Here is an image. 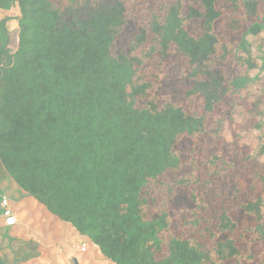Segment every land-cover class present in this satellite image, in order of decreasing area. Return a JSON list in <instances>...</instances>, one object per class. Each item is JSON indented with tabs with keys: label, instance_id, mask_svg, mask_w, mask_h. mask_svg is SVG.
Returning a JSON list of instances; mask_svg holds the SVG:
<instances>
[{
	"label": "trees",
	"instance_id": "16d2710c",
	"mask_svg": "<svg viewBox=\"0 0 264 264\" xmlns=\"http://www.w3.org/2000/svg\"><path fill=\"white\" fill-rule=\"evenodd\" d=\"M0 14V264H264V0Z\"/></svg>",
	"mask_w": 264,
	"mask_h": 264
},
{
	"label": "crops",
	"instance_id": "0c3cea01",
	"mask_svg": "<svg viewBox=\"0 0 264 264\" xmlns=\"http://www.w3.org/2000/svg\"><path fill=\"white\" fill-rule=\"evenodd\" d=\"M19 224H22L21 221L19 222ZM0 225H1V221H0ZM25 230H27V227L25 226ZM32 235V234H31ZM38 241L40 242V244L45 247V250L43 251L44 254L42 255V257H51L53 255H56V254H61L62 257H63V260L65 259L66 262L67 261H71L73 263L76 264V261H77V258L75 257V251H74V248H67V249H64V248H61L59 246H57L54 242L50 241V244L49 243H46L45 240H42L41 238H38ZM49 242V241H48ZM47 245H49L50 247H54L53 250H46V247H48ZM47 253V254H46ZM51 255V256H50Z\"/></svg>",
	"mask_w": 264,
	"mask_h": 264
},
{
	"label": "built area",
	"instance_id": "2783aa9c",
	"mask_svg": "<svg viewBox=\"0 0 264 264\" xmlns=\"http://www.w3.org/2000/svg\"><path fill=\"white\" fill-rule=\"evenodd\" d=\"M0 208L4 210L5 221L8 224L18 223L17 219L15 218V216L13 215V213L9 207L7 197L4 194L1 195ZM84 249H85V244L82 243L80 245V250H84ZM67 264H75V263H73L71 261H67Z\"/></svg>",
	"mask_w": 264,
	"mask_h": 264
},
{
	"label": "rangeland",
	"instance_id": "374dc122",
	"mask_svg": "<svg viewBox=\"0 0 264 264\" xmlns=\"http://www.w3.org/2000/svg\"><path fill=\"white\" fill-rule=\"evenodd\" d=\"M0 17H1V14H0ZM8 68V67H7ZM6 69V67L5 66H0V72L1 71H3V70H5ZM0 83H1V79H0ZM0 87H1V84H0ZM13 199H14V197H13ZM15 200V199H14ZM30 199H26V200H24V201H22V202H18V201H14L13 203V205L15 206L14 207V209L15 210H17V211H19L21 208H23V210L25 211V212H30V210H31V207H32V203L29 201ZM18 202V203H17ZM29 210V211H28ZM31 221V220H30ZM76 230V229H75ZM78 232V231H77ZM36 234V233H35ZM83 236H84V239L87 241V242H90L91 241V238L87 235V233H84V232H82L81 233ZM36 236H38V238H41L42 240H44V237H40L39 235H36ZM3 264V263H2Z\"/></svg>",
	"mask_w": 264,
	"mask_h": 264
},
{
	"label": "water",
	"instance_id": "95a60500",
	"mask_svg": "<svg viewBox=\"0 0 264 264\" xmlns=\"http://www.w3.org/2000/svg\"><path fill=\"white\" fill-rule=\"evenodd\" d=\"M76 264H78V262L76 261Z\"/></svg>",
	"mask_w": 264,
	"mask_h": 264
}]
</instances>
